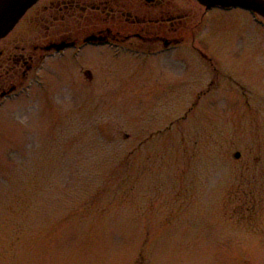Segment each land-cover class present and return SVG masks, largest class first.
I'll list each match as a JSON object with an SVG mask.
<instances>
[{"label": "rangeland", "instance_id": "1", "mask_svg": "<svg viewBox=\"0 0 264 264\" xmlns=\"http://www.w3.org/2000/svg\"><path fill=\"white\" fill-rule=\"evenodd\" d=\"M241 12L209 26L217 71L108 55L87 87L53 61L0 104V264H264V20Z\"/></svg>", "mask_w": 264, "mask_h": 264}, {"label": "flooded vegetation", "instance_id": "2", "mask_svg": "<svg viewBox=\"0 0 264 264\" xmlns=\"http://www.w3.org/2000/svg\"><path fill=\"white\" fill-rule=\"evenodd\" d=\"M239 11L264 19L239 6L207 7L200 0H38L0 39V104L53 61L75 62L78 79L87 87L100 82L95 68L84 62L88 59H97L100 73L112 58L142 68L161 61L184 70L217 71L214 47L206 43L209 26L216 17ZM207 81L206 73L193 80Z\"/></svg>", "mask_w": 264, "mask_h": 264}, {"label": "water", "instance_id": "3", "mask_svg": "<svg viewBox=\"0 0 264 264\" xmlns=\"http://www.w3.org/2000/svg\"><path fill=\"white\" fill-rule=\"evenodd\" d=\"M38 0H0V39L6 36ZM207 7L217 4L239 6L259 13L264 17V0H200ZM240 157V153H235Z\"/></svg>", "mask_w": 264, "mask_h": 264}]
</instances>
